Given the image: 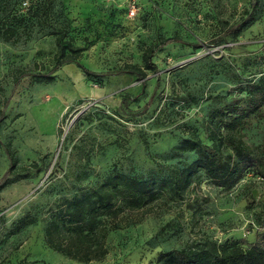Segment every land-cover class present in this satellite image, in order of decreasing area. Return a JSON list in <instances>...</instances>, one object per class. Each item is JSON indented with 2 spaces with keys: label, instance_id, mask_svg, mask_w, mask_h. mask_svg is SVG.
I'll list each match as a JSON object with an SVG mask.
<instances>
[{
  "label": "rangeland",
  "instance_id": "374dc122",
  "mask_svg": "<svg viewBox=\"0 0 264 264\" xmlns=\"http://www.w3.org/2000/svg\"><path fill=\"white\" fill-rule=\"evenodd\" d=\"M37 1L0 0V23L26 14L28 34L16 44L0 39V181L11 166L8 141L16 158L8 176L15 181L0 190V264H156L169 249L255 241L264 230L255 220L264 215V179L251 170L225 184L198 171L180 196L165 195L141 220L110 229L106 252L89 261L50 248L44 225L54 199L72 196L81 168L87 185L113 166L145 177L158 173L160 163L195 159V151L174 148L191 133L211 144L210 113L231 107L245 97L249 81L264 77V0H51L49 16L62 11L70 19L69 35L81 54L45 83L30 74L38 71L35 63L51 66L56 46L31 15ZM250 15L255 19L237 35L224 34ZM171 35L181 41L154 52L158 72L147 70L144 82L123 72L125 63L142 64L145 47ZM18 68L29 74L15 83ZM250 117L240 133L260 144L264 108ZM227 154L234 155L224 149ZM32 161L38 170L21 168Z\"/></svg>",
  "mask_w": 264,
  "mask_h": 264
},
{
  "label": "trees",
  "instance_id": "16d2710c",
  "mask_svg": "<svg viewBox=\"0 0 264 264\" xmlns=\"http://www.w3.org/2000/svg\"><path fill=\"white\" fill-rule=\"evenodd\" d=\"M31 10V15L36 16L37 22L42 24V27H47V32L54 35L56 50L51 66L41 69V66L35 63L38 71L30 76L37 83L51 82L56 77L55 71L62 64L80 57L81 48L73 44V37L69 35L70 19L62 11H53L56 17L49 16L53 10L51 0H38ZM25 18L26 14H12L2 20L0 39L16 44L21 34L25 33L28 37ZM254 19V15H250L224 34L235 36ZM172 41L180 42L181 38L171 35L145 47L142 52V64L125 63L122 66L123 72L134 74L144 82L147 70L155 73L159 71L152 61L154 52ZM189 44L199 46L195 43ZM82 71L87 76L96 75L86 68H82ZM15 72V83L22 76L29 74L28 68H18ZM245 92V97L235 100L231 107L218 108L210 113L205 122L210 145H206L195 133H191L174 147L180 153L195 151L196 158L190 162H184L181 166L160 163L158 173L145 177L122 172L113 166L103 180L90 185L81 184V176L85 173V169L81 168L74 176L72 196L55 198L47 209L49 215L44 225L46 244L53 250L80 261L100 258L106 252L104 241L110 229L118 227L120 223L127 225L141 220L165 195L180 196L200 170L220 184L235 181L248 170L264 179V141L252 145L247 143L240 133L248 125L251 114L264 108V77L249 81ZM2 113L0 108V119ZM145 144L147 147L146 141ZM224 149L232 150L234 155H223ZM6 151L11 159V166L0 181V190L15 181L14 178L8 177L16 170L12 169L16 158L10 141L6 143ZM88 160V154L85 153V162ZM21 168L38 170L39 164L32 161L25 168ZM162 168L168 170L165 175L161 171ZM255 220L259 227L264 228V215L257 214ZM156 264H264V230L259 231L256 240L252 242L244 238L224 243L204 241L161 251Z\"/></svg>",
  "mask_w": 264,
  "mask_h": 264
},
{
  "label": "built area",
  "instance_id": "2783aa9c",
  "mask_svg": "<svg viewBox=\"0 0 264 264\" xmlns=\"http://www.w3.org/2000/svg\"><path fill=\"white\" fill-rule=\"evenodd\" d=\"M131 13H133V10H131Z\"/></svg>",
  "mask_w": 264,
  "mask_h": 264
}]
</instances>
